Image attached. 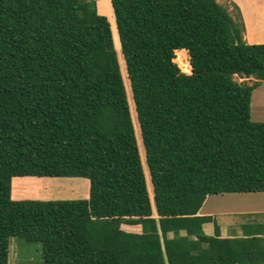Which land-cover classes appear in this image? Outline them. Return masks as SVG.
I'll return each mask as SVG.
<instances>
[{"label":"trees","instance_id":"1","mask_svg":"<svg viewBox=\"0 0 264 264\" xmlns=\"http://www.w3.org/2000/svg\"><path fill=\"white\" fill-rule=\"evenodd\" d=\"M109 2L0 0V264L13 236L42 245L24 264H264L263 226L221 238L198 214L209 195L264 191L256 85L234 78L264 81V43L217 0ZM68 176L87 198H11V181L37 195Z\"/></svg>","mask_w":264,"mask_h":264},{"label":"rangeland","instance_id":"2","mask_svg":"<svg viewBox=\"0 0 264 264\" xmlns=\"http://www.w3.org/2000/svg\"><path fill=\"white\" fill-rule=\"evenodd\" d=\"M219 3H222L223 5L226 6L227 10L230 12L232 17L235 19V21H238L239 19L242 20L243 22V30H242V36L243 40L247 43H261L262 41L260 40L261 37L264 38V14L263 15H257L258 12H254V7L257 5H262V12L264 13V3H260L258 0H239L240 5L235 1L233 2L232 0H217ZM263 1V0H262ZM96 8L97 11H110V2L109 0H95ZM234 6H237L239 9V12L237 14V10L235 9ZM241 6V7H240ZM260 8V7H259ZM243 11L245 15L248 17H252V23L253 24V29L255 30L254 35H250L252 38H245V34L247 32V24L246 21L243 17ZM105 15V14H104ZM114 17V15H113ZM108 18V17H107ZM109 20V19H108ZM239 20V21H240ZM114 30L118 38V45L120 46V41H119V36L116 28V23H115V18H114ZM112 30V29H111ZM113 34V31H112ZM114 39V35H113ZM251 41H256L258 42H250ZM115 45V42H114ZM120 50V49H119ZM119 50H116L117 53ZM122 57V56H121ZM181 70L185 73H191L188 71H185L184 69V64L190 62V54L186 52H181ZM118 60L119 56H118ZM123 60V59H122ZM124 63V61H123ZM191 65V64H190ZM121 69V67H120ZM125 69V74H126V66L124 65ZM191 70V66H190ZM122 73V71H121ZM123 75V74H122ZM127 78L128 75L126 74ZM125 77V75H124ZM234 78L240 82L244 81L249 85L255 84L256 86L254 87L252 91V97L254 95L255 99V105L251 107V116L252 119L255 121H264V81H259L256 79L255 76L251 75L249 77H238L234 76ZM124 81V80H123ZM124 85L126 88L127 92V98L129 101V105L132 107L133 102L131 101L132 93H131V88H130V81L128 78V85H126V80L124 81ZM259 93H262L261 98L259 97ZM251 97V98H252ZM263 100L261 103H258L260 99ZM252 102V99H251ZM250 106L252 104L250 103ZM130 107V108H131ZM132 116L133 120L135 121L134 113L132 111ZM136 133L138 136V142L139 144L141 143L142 147V142H141V137H140V132L136 128ZM141 150V148H140ZM142 152V151H141ZM147 176L148 173L146 172ZM75 177V176H74ZM74 177H49V178H44L41 180L39 183V187L37 190V195H19V194H13L12 190V181H11V198L12 199H76V198H84L88 197L89 194V186L90 182L85 179V177L81 178H74ZM148 179V188H151L150 185V179ZM89 182V183H88ZM16 186V185H14ZM78 191H76V190ZM78 193V194H75ZM151 196V195H150ZM220 202V209L221 210H229V209H234V211H240V207L238 206V202L245 203V208L248 209H257V205L262 206L264 205V193L260 192H232V193H221V194H212L209 195L206 203L205 201L203 202L202 205L208 210L212 209V207L215 205H218ZM153 203V200H152ZM205 203V204H204ZM237 207V208H236ZM256 207V208H254ZM263 207H259L258 209H262ZM244 211V210H242ZM248 211V210H245ZM264 210L258 211V213H254L252 215H245L244 213H222V214H214V216L210 217L209 219H212V226L218 227L217 232L220 233L222 231V227H225L229 229V231H232V233H238L241 230L247 231L248 233L253 232L256 230V225H249L248 230L247 226L246 228H243V223H248L247 220L250 221V223L253 221L254 223L262 222L264 220ZM153 216L157 217L158 215L154 211ZM208 219V220H209ZM206 220V221H208ZM217 223V224H216ZM214 224V225H213ZM261 226V227H260ZM258 225L257 229L262 228V225ZM137 226H126L123 225L122 228L126 230H139ZM213 230V231H212ZM207 231L209 235H215V230L214 228H207ZM181 234H185V230L180 231ZM169 236H172V233L170 232L168 234ZM258 236H262L264 238V228L261 229V231L257 234ZM192 238V237H191ZM43 256H42V245L39 241H32V242H27L24 238L20 236H13L10 239V246H9V254H8V264H24V263H39L43 262Z\"/></svg>","mask_w":264,"mask_h":264},{"label":"crops","instance_id":"3","mask_svg":"<svg viewBox=\"0 0 264 264\" xmlns=\"http://www.w3.org/2000/svg\"><path fill=\"white\" fill-rule=\"evenodd\" d=\"M233 2H237L239 5H240V2H239V0H232ZM260 3H264V0L262 1V0H258ZM111 2V1H110ZM112 6V5H111ZM241 7V6H240ZM260 7V8H259ZM262 5H257V7L255 6L254 7V12H258L257 13V15H263L264 13L261 11L262 10ZM112 12H113V8H112ZM113 15H114V12H113ZM243 17H244V19H245V21H246V24H247V32H246V34H245V38H252V37H250V35L252 36V35H254L256 32H255V30L253 29V24H251L252 23V17L250 16V17H248L247 15H245V13H244V11H243ZM262 42L261 43H264V38H262L261 37V39H260ZM250 42H258V40H256V41H251L250 40ZM258 94H259V97L261 98V96H262V93H259L258 92ZM255 95V94H254ZM254 95H253V97L251 98L252 99V102H251V104H252V106L251 107H253V105H255V102H254V100H256L255 99V97H254ZM262 100H263V97H262V99H260V101H258V103H261L262 102ZM140 155H141V158H142V162H143V164L144 165H146V157H145V155H144V152H143V150H142V152H140ZM35 177H37V176H35ZM74 178H81V177H74ZM85 179H87V178H85ZM87 181H89L88 179H87ZM89 183V182H88ZM151 185V184H150ZM88 186H89V184H88ZM74 190H76V189H74ZM76 191H78V190H76ZM260 193H264V191H259ZM230 193H232V192H230ZM75 194H78V193H75ZM88 196H89V194H88ZM208 197L209 196H207V198L205 199V203H206V201H207V199H208ZM84 198H87V197H84ZM204 203V204H205ZM219 205H220V202L218 203V205H215L214 204V206L212 207V209H206L205 207H204V205H202V207L199 209V211H198V214L199 215H204V216H214V214H222V213H230V214H232V213H244L245 215H252V214H254V213H258V211H261V210H264V205H262V206H259V205H257L258 207H257V209H248V208H245L244 206H245V203H239L238 202V206L237 207H240V211H234V209L232 208V209H229V210H221L220 209V207H219ZM236 207V208H237ZM259 207H263L262 209H258ZM254 208H256V207H254ZM242 210H244V211H242ZM245 210H248V211H245ZM264 212V211H263ZM252 223H254L253 221H252ZM217 224V223H216ZM256 224V223H255ZM258 224H260V225H262L263 227H264V220L262 221V222H258ZM214 225V224H213ZM127 226V225H126ZM128 226H132V227H134V226H137V225H128ZM208 227H210L211 229L212 228H214V226H212V219L211 220H209V221H206V222H204L203 224H202V228H203V230H204V232L207 234L208 233V231H207V228ZM138 229L139 230H128V231H136V232H138V231H140V227H138ZM213 231V230H212ZM236 236H245L244 235V232H243V230H241L240 229V231L238 232V233H232V231H229V229H227L226 228V226L225 227H222V231H220V233H218V237H221V238H226V237H236Z\"/></svg>","mask_w":264,"mask_h":264},{"label":"clouds","instance_id":"4","mask_svg":"<svg viewBox=\"0 0 264 264\" xmlns=\"http://www.w3.org/2000/svg\"><path fill=\"white\" fill-rule=\"evenodd\" d=\"M119 61V60H118ZM123 61H124V65L126 66V64H125V60L123 59ZM120 64V63H119ZM141 148V150H140V152L142 151V147H140Z\"/></svg>","mask_w":264,"mask_h":264}]
</instances>
